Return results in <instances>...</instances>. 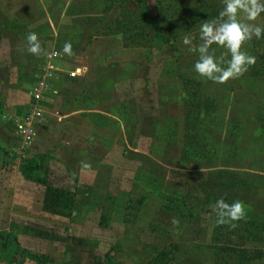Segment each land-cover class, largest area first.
I'll return each instance as SVG.
<instances>
[{"label": "rangeland", "instance_id": "374dc122", "mask_svg": "<svg viewBox=\"0 0 264 264\" xmlns=\"http://www.w3.org/2000/svg\"><path fill=\"white\" fill-rule=\"evenodd\" d=\"M144 1L163 33L174 32L168 43L154 41V29H119L142 16L141 0H6L12 17L0 1V36L18 48L12 69H0V233L16 239L4 251L0 242V262L264 264V35L243 49L256 63L218 85L198 78V56L183 39L198 45L208 18L192 11L217 4L216 18L222 0ZM255 23L264 27V13ZM29 32L43 52L61 54L63 72L21 156L5 118L33 103L43 52H27ZM66 42L75 55L63 52ZM190 145L207 153L189 159ZM220 198L242 201V221L258 233L217 226L212 205Z\"/></svg>", "mask_w": 264, "mask_h": 264}, {"label": "clouds", "instance_id": "9594fccd", "mask_svg": "<svg viewBox=\"0 0 264 264\" xmlns=\"http://www.w3.org/2000/svg\"><path fill=\"white\" fill-rule=\"evenodd\" d=\"M222 3L223 8L216 18L201 23L198 45L193 44L189 36L183 39L188 51L198 56L193 69L198 78L218 85L242 77L256 63L255 57L243 49L253 38L260 39L264 35V27L255 23L264 13V0H222ZM213 45L224 49L220 57H216ZM26 50L37 57L42 54L35 32L27 34ZM63 52L75 55L69 42L64 44ZM212 211L216 225L230 229H235L246 218L245 205L239 200L228 203L220 198L212 205ZM171 223L177 225L179 221L173 218Z\"/></svg>", "mask_w": 264, "mask_h": 264}, {"label": "built area", "instance_id": "2783aa9c", "mask_svg": "<svg viewBox=\"0 0 264 264\" xmlns=\"http://www.w3.org/2000/svg\"><path fill=\"white\" fill-rule=\"evenodd\" d=\"M61 54L55 49L45 50L43 52V62L38 67L35 76V82L30 90V97L33 101L29 109L21 115L6 116L15 126L21 142V151L19 154H27V149L30 148L37 136V126L45 119V108L43 104L51 101V81L57 77L58 73L63 72L59 66ZM81 69H77L72 75H80ZM57 93V91H54Z\"/></svg>", "mask_w": 264, "mask_h": 264}, {"label": "trees", "instance_id": "16d2710c", "mask_svg": "<svg viewBox=\"0 0 264 264\" xmlns=\"http://www.w3.org/2000/svg\"><path fill=\"white\" fill-rule=\"evenodd\" d=\"M141 1L143 3V7L141 9L142 16H139L137 18H136V16L135 17H130V18H125L126 19L125 22L119 23V25H120L119 29L120 30H125L127 33L128 32H132L133 33V32H136V31L139 32V30H142L143 32H141V33H144L148 29H150V30L151 29L152 30L154 29V31L156 32V35H155V37H154L153 40L156 41V42H158V41L163 42L164 41V43H168L172 38H175L174 32H171L170 34H168V36L165 35V33H163L162 27H159V23L160 22L159 21H156L154 18H152L150 16V14H149V7H148L147 3L144 0H141ZM216 7H218L217 4L213 5L210 8H211V10H213V8H216ZM207 10H208V8L203 7V5L201 4V5L197 6L192 11V15L193 16H198V19H202V18L205 19V17L208 18V20L213 19L215 17V12L214 11H211V10L210 11L209 10L207 11ZM207 12H209L211 14L210 15H206ZM141 33H140V35H142ZM145 36H147V33H146ZM178 77H180V79L183 80V82H184L185 85L191 86L192 81H190L188 78H186V76H181L180 75ZM186 103H188L187 100H186ZM126 104L127 103H124L123 110H122V113H123V116L124 117H126V114H127L126 113V109H127L126 108L127 107ZM190 115L191 114L188 115L189 118H190ZM192 119H193V116H192ZM187 138H189V139L197 142V137L188 136ZM197 150L198 149L195 146H191L190 145L189 148H186L185 149V154H186V156H188L189 159H192L193 160L194 158L196 159V155L197 154L199 155V154H205V153H207L203 149L198 150V151ZM168 200L170 202H174L176 204H179L176 199L168 198ZM142 202H144V199H141L140 200V204H142ZM238 224H240L239 225L240 228L238 230L239 231L246 232L250 237H253L256 233H258V227L255 226L254 224L248 223L247 221L246 222L245 221H240ZM223 228H225V227H223ZM261 230L264 233V229H261ZM13 241H16V239L14 237H12L11 235L4 234V233H0V242H1V246H2L3 251L4 250H7L10 247V245L12 244Z\"/></svg>", "mask_w": 264, "mask_h": 264}, {"label": "crops", "instance_id": "0c3cea01", "mask_svg": "<svg viewBox=\"0 0 264 264\" xmlns=\"http://www.w3.org/2000/svg\"><path fill=\"white\" fill-rule=\"evenodd\" d=\"M3 3V10L8 14H10V16L12 17L14 15V12L12 11V9H10L8 5H6V0H0ZM8 10V11H7ZM11 41L7 40L5 36H0V48L2 47V50H4V52L2 53L1 50V58H0V69H2V71H4L5 73H7L8 71H10L13 67V63L14 61H12L11 59V55L13 56L15 51L18 50L17 47L12 46V44L10 43ZM7 77V76H6ZM9 77V76H8ZM10 82H12V80H8V78L6 79H2L1 83L4 86L6 85H10ZM11 98L12 95H9ZM0 264H6L5 261L4 262H0Z\"/></svg>", "mask_w": 264, "mask_h": 264}]
</instances>
